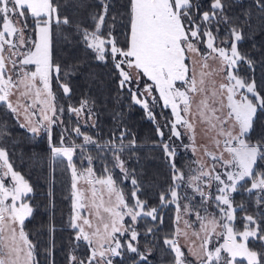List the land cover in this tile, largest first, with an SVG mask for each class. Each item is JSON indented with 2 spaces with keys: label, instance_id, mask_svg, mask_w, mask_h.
I'll list each match as a JSON object with an SVG mask.
<instances>
[{
  "label": "snow or ice",
  "instance_id": "snow-or-ice-1",
  "mask_svg": "<svg viewBox=\"0 0 264 264\" xmlns=\"http://www.w3.org/2000/svg\"><path fill=\"white\" fill-rule=\"evenodd\" d=\"M255 6L264 21V0ZM83 7L84 0H0V105L17 118L23 109L20 127L42 134L51 161L70 170L68 264H151L161 240L171 264H264V75L257 80V62L240 47L252 12L235 14L233 0H94L87 16H78ZM65 45L108 69L118 91L155 124L170 177L155 205L148 192L155 184L145 185L129 167L139 160L134 134L118 124L105 136L95 99L71 102L72 78L84 61L65 59ZM54 84L67 107L57 104ZM198 126L208 143L197 144ZM8 135L0 128V139ZM178 147L196 158L178 164ZM118 180L130 183L127 196ZM32 193L0 146V264H38L25 232ZM169 205L176 222L182 208L199 222L192 235L200 243L187 256L179 237L188 239V231L158 236ZM49 232L51 256L54 223ZM81 247L87 255H76Z\"/></svg>",
  "mask_w": 264,
  "mask_h": 264
},
{
  "label": "trees",
  "instance_id": "trees-1",
  "mask_svg": "<svg viewBox=\"0 0 264 264\" xmlns=\"http://www.w3.org/2000/svg\"><path fill=\"white\" fill-rule=\"evenodd\" d=\"M93 2L94 0H84L85 7L81 9L78 16L86 17L91 10L89 5ZM233 9L235 14H242L249 10L252 12V29L246 30L247 35L240 47L243 52L257 62L255 76L259 81L264 75V67H262L264 65V21L259 19L260 13L256 9L255 0H233ZM63 51L65 59L69 61L73 59L84 61L81 65L82 73H77L72 78L75 95L71 102L75 104L84 95L93 97L96 101V109L100 113L99 125L102 134L105 136L116 130L118 124H122L134 134L140 148L136 153L139 160L137 162L135 158L131 159L128 162L129 167L136 170L137 178L142 179L145 185L155 184V187L148 188L151 195L149 202L155 205L158 202L155 193L160 187L170 182L169 168L164 153L159 147L160 138L157 135L155 124L147 118L144 109L132 104L126 93L118 91L115 79L108 75V69L86 57L79 47L65 45ZM53 91L56 93L57 104H63L67 107L68 101L55 87V84ZM157 112L159 113V109ZM164 115H168V110H164ZM157 121L163 124L159 114ZM21 124L16 114L0 105V128H6L9 133L8 136L0 139V146L8 150L9 159L14 169L21 172L33 187L31 203L34 211L33 215L25 222V232L36 245L35 260L38 261V264H53V262L54 264H68V254L71 247L69 241L73 236V231L67 226L73 212L70 170L63 164H54L51 161L47 139L42 134L33 136L27 128H21ZM261 130V126L257 125L254 135H258ZM93 132L95 129L90 130L89 134ZM167 135L165 129V139H167ZM80 142L77 140V143ZM184 143L190 142L185 138ZM192 159L194 157L190 148H177L178 164H184ZM87 166L85 161L83 167ZM92 166L99 175L100 162L94 161ZM77 167L78 169L82 167L79 162ZM118 175L117 170L114 177ZM118 184L127 196L131 190L130 183H120L118 180ZM50 193L51 195H49ZM236 198L237 200L243 199L240 196ZM239 215H243V213H238ZM175 217L176 210L173 205L164 209V223L161 226L162 231L158 233L159 237L170 236L174 232L178 226ZM50 223H54L56 226L54 233L55 248L52 250L51 256L46 251L49 247L50 236H52L49 232ZM184 250L187 256V250L185 248ZM76 255H87L86 248L81 247ZM188 258L194 261L190 256ZM172 259L170 250L163 245L162 240L157 244L150 257L151 264H171Z\"/></svg>",
  "mask_w": 264,
  "mask_h": 264
},
{
  "label": "rangeland",
  "instance_id": "rangeland-1",
  "mask_svg": "<svg viewBox=\"0 0 264 264\" xmlns=\"http://www.w3.org/2000/svg\"><path fill=\"white\" fill-rule=\"evenodd\" d=\"M15 100H16V97H13V102L14 103H15ZM39 107H40V105L38 104L37 105V109H36L37 111L39 110ZM19 120L21 121L22 124L25 123L23 109H21V112H20V115H19ZM197 132H198V135H197V144L200 145V144H206V143H208V139H207L206 135L204 134V132L202 131V129H201L200 126H198V128H197ZM192 156L194 158H196L193 154H192ZM78 187L84 189V188H87V185H85L83 181H80L78 183ZM89 195H90V193H89ZM183 203H186V201H182V204ZM181 216H182V219L178 222V226L177 227H179L182 230L188 231V234L189 235H188V239H185V237L183 235H181L179 237V239H180L181 245L184 246V248L187 250V253H188V248L189 247H192L193 244H195V245L198 246L199 243H200V241L194 235H192V232L193 231L198 230L199 222L195 220V217L194 216L184 215L183 208L181 210ZM185 219L188 220L189 223L192 225L191 228H189V229H186L185 228V224H184V220Z\"/></svg>",
  "mask_w": 264,
  "mask_h": 264
},
{
  "label": "flooded vegetation",
  "instance_id": "flooded-vegetation-1",
  "mask_svg": "<svg viewBox=\"0 0 264 264\" xmlns=\"http://www.w3.org/2000/svg\"><path fill=\"white\" fill-rule=\"evenodd\" d=\"M191 257V256H190ZM192 259H194L193 257H191ZM195 260V259H194Z\"/></svg>",
  "mask_w": 264,
  "mask_h": 264
}]
</instances>
